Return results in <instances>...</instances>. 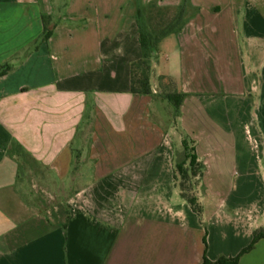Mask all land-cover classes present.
<instances>
[{"label": "crops", "instance_id": "0c3cea01", "mask_svg": "<svg viewBox=\"0 0 264 264\" xmlns=\"http://www.w3.org/2000/svg\"><path fill=\"white\" fill-rule=\"evenodd\" d=\"M151 6L167 23L184 9L183 26L158 45L152 93L133 94ZM7 63L0 264H204L264 231V0H0ZM15 142L58 205L23 195ZM184 144L202 214L181 195ZM239 264H264V238Z\"/></svg>", "mask_w": 264, "mask_h": 264}, {"label": "trees", "instance_id": "16d2710c", "mask_svg": "<svg viewBox=\"0 0 264 264\" xmlns=\"http://www.w3.org/2000/svg\"><path fill=\"white\" fill-rule=\"evenodd\" d=\"M185 11L184 9H180L178 15L173 19L172 22L167 23L164 20V11L160 9H156V6H151L148 9L147 16L143 13L142 17L148 19V24H144L140 27V43L142 56L139 60L134 61L131 64V92L133 94L140 95H149L152 93L151 86V76L153 72V61L158 57V45L159 43L168 35L172 33H177L181 30L183 26V18ZM155 19H160L159 23L154 24L153 21ZM45 34H47L45 30ZM49 35L45 36L48 38ZM13 70V67L10 63H7L0 67V77H3L10 73ZM179 101L176 102L177 106L181 105L182 100L185 96L178 95ZM195 150L190 148L187 144H184V153L185 159L181 165L178 166V176L180 177V190L182 198L187 201L197 212L198 214H202V208L199 203L198 196H191V191L187 186V183L192 181L193 179H198V177L202 178V174L200 175V164L198 163V158L195 155ZM9 155L14 157H19V168L18 175L22 180L25 179L29 169H39L43 168L39 165V163L29 154L20 144L13 143L9 150ZM188 167H185L187 165ZM200 175V176H199ZM191 186H195L192 185ZM264 238V231L260 230L254 233L252 243L245 248L240 255H243L249 251H251L258 241ZM240 255L235 258H221L216 262H209L205 259L204 264H239Z\"/></svg>", "mask_w": 264, "mask_h": 264}, {"label": "rangeland", "instance_id": "374dc122", "mask_svg": "<svg viewBox=\"0 0 264 264\" xmlns=\"http://www.w3.org/2000/svg\"><path fill=\"white\" fill-rule=\"evenodd\" d=\"M37 176L42 178L45 174L39 169H29L27 176L25 177V183H21L22 186H19L23 195L39 208H48L58 205L61 197L56 186H43L36 178ZM179 182L181 183L180 177ZM198 182L199 179H193L191 182L189 181L187 183V186L190 189H193L189 194H191V196H198L199 198L201 186H191V184L196 185Z\"/></svg>", "mask_w": 264, "mask_h": 264}]
</instances>
